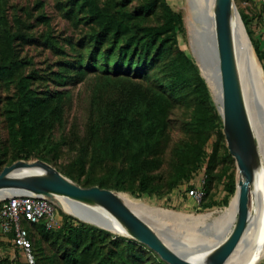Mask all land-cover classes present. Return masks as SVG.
I'll return each instance as SVG.
<instances>
[{"label": "rangeland", "instance_id": "1", "mask_svg": "<svg viewBox=\"0 0 264 264\" xmlns=\"http://www.w3.org/2000/svg\"><path fill=\"white\" fill-rule=\"evenodd\" d=\"M98 1L100 6H106L110 12L118 9L136 12L143 4V0ZM166 2L173 12L180 16V24L176 28L178 46L195 60L190 46L189 26L185 10L186 2L185 0H166ZM234 3L239 14H245L251 20L249 23L251 37L253 41L259 44L260 50L264 51V0H234ZM42 16H45L47 21H44ZM160 21L161 11L157 8L153 13L146 14L136 23L141 26L157 25ZM0 22L2 27L11 34H21L26 38L25 40H28L15 39L14 58L20 61L22 66L11 81L0 80V169L16 160L24 159L21 157L24 153L18 149L9 133L8 118L10 103L19 97L18 80L26 78L29 88L40 95L56 91L64 93L61 121L53 122L46 131L45 145L30 153L27 160H43L42 158L46 157L48 161H43L51 164L68 178L70 177L67 173L70 172L74 177L71 179L81 186H99L98 182L89 184L88 180L90 182V180L104 178L106 188L119 191L112 187L108 178H110L113 169L125 166V156L118 160H112L107 154V139L110 129L101 125L96 135L92 136L90 126L93 122H97L98 112L102 111L104 107L123 100L127 89H131L133 86L142 88L148 86L154 79L155 69L153 67L141 69L151 76L150 82L144 80L145 78L137 77L138 73L126 77L123 74L126 71L121 68V65V69H119L121 73L114 76L116 54L112 53L107 67L110 72L106 73L102 67L106 64L105 60L101 54L96 53L94 47L92 36L95 25L89 21L86 13L81 12L73 5L72 0H0ZM254 22L255 27L261 30L258 36L254 34L252 29ZM94 60L98 62V65L87 67ZM75 62H81L82 66L87 69V73L80 81H67L66 78L74 74L73 67L68 64ZM258 62L264 65V60L258 59ZM65 65L66 68L63 67ZM259 68L261 71L260 66ZM60 71L66 76L59 78L57 74ZM261 73L264 79V74L262 71ZM210 104L218 112L212 95H210ZM191 111L192 105L189 101L178 102L169 110L168 126L161 141L160 158L162 163L157 170L152 172L156 180L162 184L160 190L162 193L131 194L146 201L150 206L164 207L178 212L192 214L211 210L218 212L228 206L230 197L235 193L234 191L226 204L223 203V199L227 195L225 188L230 176H233L236 183L238 175L235 159L230 153L223 134L222 120L221 133L223 136L219 137L217 129L212 132L204 146L205 157L199 167L200 173L197 172L196 177H194V180L203 177L206 198L216 204L208 209L201 208L202 202H197L199 208L196 204L191 205L194 200L185 194L187 189L184 183L179 185L182 189L176 190L179 188L177 186L169 194H164L176 161L174 149L189 140L184 131V126L190 120ZM55 142H59L60 146L54 151L52 144ZM215 143H217L218 148L212 158L210 156L213 153ZM55 153L57 157H54ZM229 154L232 156L233 162L228 158ZM78 157L84 161L83 168L74 163ZM177 196L181 198V201L176 199ZM58 212L60 223L62 216L66 218L67 214L71 218L70 222L74 225L84 224L96 228L92 233L101 253L110 259V264H162L159 260L161 258H158L154 251L143 244L141 245L138 241L127 236L114 234L94 224L83 222L65 212L61 206ZM160 225L162 224L160 223ZM163 225L159 228L160 231L165 230L164 227H166L172 231L170 235L178 241H189L187 234L184 236L180 233L183 229L177 226L176 222H164ZM208 226L210 229L211 226ZM27 229L33 246L38 252L39 261L44 262V264L47 262L65 264L63 262L64 255L69 249L65 244L60 243L61 240L59 245L50 247L41 242V237L35 233L34 227H27ZM99 229L102 230V233L97 231ZM208 234L211 235V231ZM172 244L175 243L172 242ZM174 246L180 252L191 250L190 246H184V248L179 245ZM137 255L140 257L138 258Z\"/></svg>", "mask_w": 264, "mask_h": 264}, {"label": "trees", "instance_id": "2", "mask_svg": "<svg viewBox=\"0 0 264 264\" xmlns=\"http://www.w3.org/2000/svg\"><path fill=\"white\" fill-rule=\"evenodd\" d=\"M72 3L86 13L89 21L95 25L92 36L94 47L96 53L101 54L105 60L106 64L102 67L106 73L110 72L107 67L112 53L116 54L114 76H118L121 73L119 69L122 68L126 71L123 73L126 77L138 73L137 77L150 82L151 76L141 69H155L154 79L148 86L127 89L125 98L104 107L98 112L97 122L90 126L92 136L96 135L101 125L110 129L107 154L112 160L125 156V166L111 171L109 183L116 190L132 194L162 193V184L152 172L162 163L161 141L168 126L169 110L176 103L186 101L192 105L190 120L184 126L189 140L174 149L176 161L164 194L170 193L181 183L194 181L205 157L204 146L212 132L217 129L219 137L223 135L221 116L210 104L211 94L207 83L195 60L178 46L176 28L180 24V16L173 12L166 0H143L136 12L121 9L110 12L106 6H100L98 0H72ZM157 8L161 11V21L157 25L141 26L136 23ZM240 15L256 55L263 61L264 51L260 50L259 44L251 37V20L245 14ZM42 19L47 21L45 16ZM17 38L28 41L21 34H11L0 22V80L4 82L11 81L22 66L14 58V41ZM68 65L73 67L74 74L68 76L67 81H80L87 73L81 62ZM97 65L98 62L94 60L87 67ZM63 67L66 68V65ZM262 67L264 69V65ZM57 76L61 78L66 74L60 71ZM17 85L19 97L10 103L8 130L18 149L24 153L21 157L27 160L30 153L45 145L46 131L53 122L61 121L64 93L56 91L40 95L29 88L26 78L19 79ZM59 146L60 143L55 142L52 149L55 151ZM217 148L215 143L210 157L213 158ZM54 157H57L56 153ZM228 158L234 161L230 154ZM42 159L48 161L46 157ZM74 163L80 168L84 166L81 157ZM67 174L70 179L74 178L70 172ZM95 181L99 187H105L104 178L90 182L88 180V183L94 184ZM204 189L206 191L205 186ZM225 190L227 195L223 199L224 204L235 191L233 176H230ZM201 202V208L204 209L216 204L208 201L206 194ZM68 216H62L60 225L49 229L46 228L44 220L29 223L21 219V223L27 232V227H34L35 233L41 237L40 241L47 246L55 247L61 240L60 243L69 249L64 255L65 264H110V259L101 253L92 233L96 228L84 224L74 225ZM97 231L102 233L101 229ZM8 235L13 237L12 232ZM28 237L36 258L35 264H44L39 261L29 232ZM159 260L162 264H167L162 259Z\"/></svg>", "mask_w": 264, "mask_h": 264}, {"label": "bare ground", "instance_id": "3", "mask_svg": "<svg viewBox=\"0 0 264 264\" xmlns=\"http://www.w3.org/2000/svg\"><path fill=\"white\" fill-rule=\"evenodd\" d=\"M217 1L185 0V10L189 26L191 52L195 60L197 59L200 74L207 83L217 108L220 109L218 64L214 62L211 66L203 65L196 57V43L200 33L204 30L211 34L215 33L214 6ZM231 28L235 67L238 69L240 77L247 116L248 159L253 180L250 183L248 202L251 220L241 242L226 264H255L264 256V79L261 73L262 70L260 71L259 68L258 59L236 15L232 17ZM237 172L236 182L243 177V173L239 169H237ZM17 192V189L10 187L0 188V200ZM115 192L122 206L134 216L143 220L148 226L156 229L162 237L170 242L177 240L170 235L172 231L166 229V227H164L165 230L160 231L159 228L164 226V222H176L177 226L183 229L180 233L189 236V241H179V246L181 244L190 246L191 252L187 250L188 254L186 255L190 259H195L204 254L209 245V247L212 245L217 246L229 234L235 222L239 199V189L236 188L226 208L218 212L211 210L192 214L164 207L150 206L146 201L136 198L127 191ZM58 200L65 212L81 221L94 224L114 234L125 236L122 227L114 222L104 209L66 197L59 196ZM208 225L211 226L210 229H208ZM209 231H211V235L208 234Z\"/></svg>", "mask_w": 264, "mask_h": 264}, {"label": "water", "instance_id": "4", "mask_svg": "<svg viewBox=\"0 0 264 264\" xmlns=\"http://www.w3.org/2000/svg\"><path fill=\"white\" fill-rule=\"evenodd\" d=\"M215 33L202 31L196 43V57L203 65L211 66L217 62L220 83V109L225 136L236 167L243 173L240 181L235 183L239 189L238 209L235 222L229 234L217 245L208 246L204 254L190 259L180 253L178 242L162 237L156 229L134 216L119 202L115 190L96 185L84 187L64 176L51 164L43 160H16L0 169V188L17 189V193H34L43 195L58 207V197H66L83 203L96 205L104 209L125 231V236L144 244L154 251L167 264H226L242 240L250 220L248 209L250 183L253 174L248 159V124L242 97L240 77L235 67L232 46V17L236 15L244 24L234 0H218L214 6ZM248 42L255 49L245 30ZM197 60V59H196ZM261 70L264 69L260 63ZM15 194V193H14ZM184 248V245H180Z\"/></svg>", "mask_w": 264, "mask_h": 264}, {"label": "built area", "instance_id": "5", "mask_svg": "<svg viewBox=\"0 0 264 264\" xmlns=\"http://www.w3.org/2000/svg\"><path fill=\"white\" fill-rule=\"evenodd\" d=\"M185 188L187 189L185 194L197 202L205 196L203 177L190 181ZM58 209L59 207L53 201L34 193H15L0 200V233H13L12 244L23 252L26 264H35L36 258L21 219L29 223L44 220L46 228H53L60 225Z\"/></svg>", "mask_w": 264, "mask_h": 264}, {"label": "crops", "instance_id": "6", "mask_svg": "<svg viewBox=\"0 0 264 264\" xmlns=\"http://www.w3.org/2000/svg\"><path fill=\"white\" fill-rule=\"evenodd\" d=\"M255 26L256 25L254 22L252 29L254 30V34L256 36H258L259 33H261V30H260V28H258V27L256 28ZM184 184L187 185V183H184ZM180 189H182V187H180V186H179V188H176V190H180ZM188 197H190V196H188ZM179 198L180 197L177 196L176 199H178V201H181V198L180 199ZM192 199L195 202L192 201L193 203L191 205L196 204V206L199 208V205H197V201L194 198H192ZM177 240H175V241H177ZM177 242L179 245L180 244L179 241H177ZM0 264H26L24 256H23V252L19 248L15 247L12 244V237L9 236L8 234H2V233H0ZM255 264H264V256L261 259H259Z\"/></svg>", "mask_w": 264, "mask_h": 264}]
</instances>
